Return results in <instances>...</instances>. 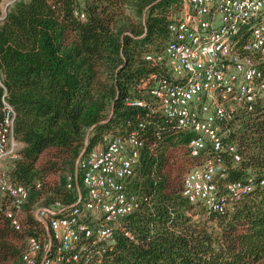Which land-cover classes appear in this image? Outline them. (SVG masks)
I'll return each instance as SVG.
<instances>
[{
  "label": "trees",
  "instance_id": "16d2710c",
  "mask_svg": "<svg viewBox=\"0 0 264 264\" xmlns=\"http://www.w3.org/2000/svg\"><path fill=\"white\" fill-rule=\"evenodd\" d=\"M179 4L27 0L13 3L0 20V123L5 100L21 145L9 176L29 194L23 213L35 204L73 203L66 184L76 159L105 136L133 134L143 143L126 181L137 210L110 247L70 264H264V94L222 125V150L206 147L197 157L190 154L192 133L158 112L127 105L148 99L142 83L164 75L145 58L165 48ZM231 144L237 164L226 150ZM207 161L222 165L214 178L220 192L251 179L252 190L222 215L182 196L185 175ZM21 226L15 231L0 213V264H19L27 238L36 235L31 214Z\"/></svg>",
  "mask_w": 264,
  "mask_h": 264
},
{
  "label": "built area",
  "instance_id": "2783aa9c",
  "mask_svg": "<svg viewBox=\"0 0 264 264\" xmlns=\"http://www.w3.org/2000/svg\"><path fill=\"white\" fill-rule=\"evenodd\" d=\"M75 16L85 19L84 13ZM168 34L163 51L145 58L164 75H151L142 83L148 99L128 100L127 105L158 112L180 130L192 133V157L206 147L219 152L224 148L222 125L238 111L251 109L264 94V70L251 58L264 57V0H180ZM2 104L0 213L15 231H21L29 194L9 176L20 147L13 135V108L5 100ZM142 146L132 134L105 136L102 145L87 153L83 150L66 184L67 190L75 192V201L32 206L38 231L27 238L19 264H70L110 247L123 220L138 208L135 197L126 191V181L139 162ZM226 150L232 164H237L236 146L227 145ZM221 166L207 161L189 170L182 192L188 204L222 215L230 203L252 190L248 179L229 183L220 192L214 178Z\"/></svg>",
  "mask_w": 264,
  "mask_h": 264
},
{
  "label": "rangeland",
  "instance_id": "374dc122",
  "mask_svg": "<svg viewBox=\"0 0 264 264\" xmlns=\"http://www.w3.org/2000/svg\"><path fill=\"white\" fill-rule=\"evenodd\" d=\"M17 1H27V0H0V20L3 18V16L5 15L6 11L8 8H10V6L17 2ZM253 59L254 62H256L258 64V66L264 70V57H260L257 55H253L251 57ZM221 132L222 133H226V131L221 128ZM19 147H20V143H19ZM233 204L234 203H230L228 206V211H231L233 208ZM205 212V211H204ZM31 214L30 211H26L25 213H23L22 217H26L27 215ZM32 215V214H31ZM34 219V218H33ZM34 227V226H33ZM26 228V226H25Z\"/></svg>",
  "mask_w": 264,
  "mask_h": 264
}]
</instances>
